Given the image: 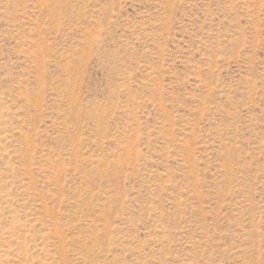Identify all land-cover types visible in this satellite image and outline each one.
I'll return each mask as SVG.
<instances>
[{"label": "rangeland", "instance_id": "obj_1", "mask_svg": "<svg viewBox=\"0 0 264 264\" xmlns=\"http://www.w3.org/2000/svg\"><path fill=\"white\" fill-rule=\"evenodd\" d=\"M0 264H264V0H0Z\"/></svg>", "mask_w": 264, "mask_h": 264}]
</instances>
